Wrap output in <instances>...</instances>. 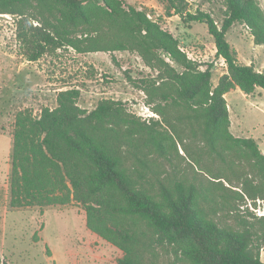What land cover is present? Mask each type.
<instances>
[{"label": "trees", "instance_id": "16d2710c", "mask_svg": "<svg viewBox=\"0 0 264 264\" xmlns=\"http://www.w3.org/2000/svg\"><path fill=\"white\" fill-rule=\"evenodd\" d=\"M166 1L185 24L206 25L226 69L215 86L212 64L190 60L169 31L120 0H0V14L18 17L29 62L65 47L136 52L157 76L130 81L161 118L141 121L112 100L83 110L75 88L39 119L19 112L10 206L83 205L87 228L122 251L119 264H264V216L247 207L261 200L264 209V154L231 133L225 99L236 87L264 90V68L239 64L226 40L242 24L264 46V11L257 0H222L218 26L185 0Z\"/></svg>", "mask_w": 264, "mask_h": 264}, {"label": "rangeland", "instance_id": "374dc122", "mask_svg": "<svg viewBox=\"0 0 264 264\" xmlns=\"http://www.w3.org/2000/svg\"><path fill=\"white\" fill-rule=\"evenodd\" d=\"M84 1V0H83ZM128 10L143 11L177 39L187 57L202 66L212 64V84L225 72L222 59L203 23L185 24L166 0H120ZM189 13L212 15L221 25L222 0H185ZM264 11V0H257ZM17 16L0 14V264H119L122 251L92 233L86 225V209L73 202L67 206L11 208L10 172L15 116L29 110L39 119L41 110L55 108L59 92L78 89V105L92 111L101 100L121 102L141 121L160 120L146 96L130 80L157 76L136 52L111 51L77 53L70 47L44 54L29 62L21 54L16 38ZM36 25V23H35ZM226 40L236 52L239 64L264 68V46L255 45L249 29L235 24ZM205 67H201L203 70ZM231 133L252 138L264 154V90L244 95L239 88L227 95ZM181 153V151H180ZM248 209L264 216L263 202ZM264 262V245L261 250Z\"/></svg>", "mask_w": 264, "mask_h": 264}, {"label": "crops", "instance_id": "0c3cea01", "mask_svg": "<svg viewBox=\"0 0 264 264\" xmlns=\"http://www.w3.org/2000/svg\"><path fill=\"white\" fill-rule=\"evenodd\" d=\"M261 71V70H260ZM255 91H257V89L255 90ZM230 92V91H229ZM229 92L225 95V99H226V102H227V95L229 94ZM227 106H228V102H227ZM229 111V110H228ZM230 123H231V120H230ZM230 129H231V126H230ZM231 131V130H230ZM235 136V135H234Z\"/></svg>", "mask_w": 264, "mask_h": 264}]
</instances>
